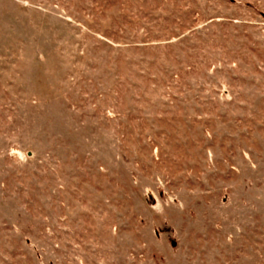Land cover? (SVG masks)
<instances>
[{
    "label": "rangeland",
    "instance_id": "rangeland-1",
    "mask_svg": "<svg viewBox=\"0 0 264 264\" xmlns=\"http://www.w3.org/2000/svg\"><path fill=\"white\" fill-rule=\"evenodd\" d=\"M0 264H264V0H0Z\"/></svg>",
    "mask_w": 264,
    "mask_h": 264
}]
</instances>
